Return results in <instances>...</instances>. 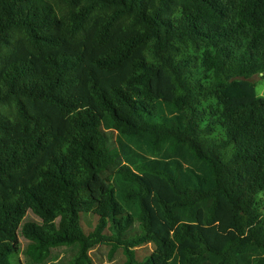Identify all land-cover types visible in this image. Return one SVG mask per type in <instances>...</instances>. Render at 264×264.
I'll list each match as a JSON object with an SVG mask.
<instances>
[{
    "label": "trees",
    "instance_id": "1",
    "mask_svg": "<svg viewBox=\"0 0 264 264\" xmlns=\"http://www.w3.org/2000/svg\"><path fill=\"white\" fill-rule=\"evenodd\" d=\"M260 74L264 0H0V264H264Z\"/></svg>",
    "mask_w": 264,
    "mask_h": 264
},
{
    "label": "rangeland",
    "instance_id": "2",
    "mask_svg": "<svg viewBox=\"0 0 264 264\" xmlns=\"http://www.w3.org/2000/svg\"><path fill=\"white\" fill-rule=\"evenodd\" d=\"M250 80L253 82L255 86L256 95L264 98V75L260 74L254 76ZM263 203H264V197H263ZM21 241H22V245H24L25 241L23 239H21ZM54 253L58 255V257L56 258V260H54L55 258H53L54 261H51L49 264H59L61 261L67 259L72 252L68 250H59V251H55Z\"/></svg>",
    "mask_w": 264,
    "mask_h": 264
}]
</instances>
